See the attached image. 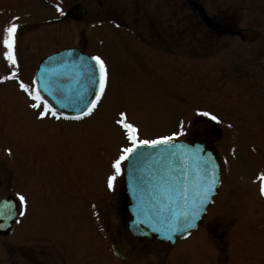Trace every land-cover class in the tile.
I'll return each instance as SVG.
<instances>
[{
  "label": "rangeland",
  "instance_id": "1",
  "mask_svg": "<svg viewBox=\"0 0 264 264\" xmlns=\"http://www.w3.org/2000/svg\"><path fill=\"white\" fill-rule=\"evenodd\" d=\"M195 1L209 17L261 37L213 34L185 0H116L110 14L118 20L107 22L64 19L75 3L98 16L94 0H0V38L18 25L14 66L0 44V77L16 73L0 80V198L11 196L18 209L17 194L26 200V215L0 236V264H22L23 249L38 244L55 256L49 264H264V0ZM71 48L104 61V93L82 119L38 118L42 109L30 107L18 82L30 88L42 58ZM121 112L138 140L175 133L217 155L213 204L173 245L139 241L121 226L124 160L119 175L112 167L130 146ZM214 128L218 140L207 136ZM116 241L129 247L123 261L111 252Z\"/></svg>",
  "mask_w": 264,
  "mask_h": 264
},
{
  "label": "water",
  "instance_id": "2",
  "mask_svg": "<svg viewBox=\"0 0 264 264\" xmlns=\"http://www.w3.org/2000/svg\"><path fill=\"white\" fill-rule=\"evenodd\" d=\"M189 4L212 31L237 35L242 41H254L259 36L256 31L215 23L201 5L193 1ZM80 14L78 10L73 11L75 17ZM98 76L94 61L75 49L48 55L36 71L39 89L55 107L75 114L81 113L85 103L93 99V93L99 87ZM215 136L219 137V133ZM125 179L126 193L131 201L128 206L132 216L129 232L134 237H155L161 243H173L176 237L185 236L201 220L219 184V172L214 156L209 151L203 152L202 145L170 141L169 144L135 149L128 158ZM205 194L206 201L198 204ZM194 205L200 209L197 218L191 219L190 225L181 227L184 214L191 217ZM10 220H0L3 225L0 232H5ZM173 227L180 230L171 231ZM112 248L118 257L125 256L124 245L114 243Z\"/></svg>",
  "mask_w": 264,
  "mask_h": 264
},
{
  "label": "snow or ice",
  "instance_id": "3",
  "mask_svg": "<svg viewBox=\"0 0 264 264\" xmlns=\"http://www.w3.org/2000/svg\"><path fill=\"white\" fill-rule=\"evenodd\" d=\"M57 12L60 13V15H63V10L58 6L57 7ZM17 27L18 25L16 23H11L9 26L5 27L3 30V36L2 38H0V44H2L3 48L5 49V51L3 52V57L5 59V61H7V63L10 66H14L16 64V57L14 54V46H15V41H16V31H17ZM92 61H95V68L98 69L99 72V76H98V90L96 92L93 93V95L95 96V99L89 100L85 103V107L84 109H81V115L83 116H87L90 115L93 111V109L96 107L97 102L100 99V96L103 94L104 89H105V84L107 81V69L105 66L104 61L99 57V56H92L91 57ZM16 73L15 71L12 72L11 76L9 77H0V80L2 79H13L15 78ZM19 83V87L20 89L26 93L29 98L34 101L30 107L32 108H41L42 110L39 111L38 114V118L43 119L45 117L46 114L50 113L53 117H56L57 119H59L60 117L57 116V113L55 111H53V109L44 101L41 100V97L37 94V91L35 88H29L28 86H26L23 82H18ZM35 83V81H34ZM46 87V85H45ZM202 116H206L209 119L213 120V121H217V117L214 115H211L208 112H201L199 113ZM81 115H78L76 117H73V119H80ZM121 119L117 121L118 124L121 125V127L125 130V134L127 136L128 141L130 142V147H124L121 149V154L120 156L113 162L112 167L115 169V173L116 175H119L120 173V165H121V161L127 159L129 157V155L131 153L134 152L135 149H137L140 146L143 145H147L149 147H155L157 145H161V144H169V142L171 140L174 139L175 137V133L173 134V136L169 137V136H165L162 137L160 139H156V140H138V137L136 135L137 133V129L131 124V123H127L124 119L125 114L123 112L120 113ZM65 119H67V117H65ZM114 177L110 176L108 177V187L109 189L112 188V181H113ZM260 194L262 196H264V175L260 176ZM212 183L214 184L215 181H212ZM186 192L187 190H184V195H185V199H186ZM179 194V193H178ZM18 195V199L20 201L19 204V209L17 210L11 202H7L6 206L4 204H0V220L3 219H11L15 216H20V217H24L26 215V200L25 197L23 195ZM207 199L206 194L198 201V204H203ZM199 207L198 205H194L193 211L191 213V217H189L186 213L184 214V219L181 223V227L184 226V224H189L190 225V221L191 219H195L198 216V212H199ZM17 223H19L20 221L17 220ZM0 227H3L2 224H0ZM179 228L173 227L171 228V231H179Z\"/></svg>",
  "mask_w": 264,
  "mask_h": 264
},
{
  "label": "flooded vegetation",
  "instance_id": "4",
  "mask_svg": "<svg viewBox=\"0 0 264 264\" xmlns=\"http://www.w3.org/2000/svg\"><path fill=\"white\" fill-rule=\"evenodd\" d=\"M115 2L116 0H100V1L97 0L96 7L100 11V14H98V16L90 15L89 7L83 4L86 13L84 16H82V19L80 21H87L88 19H95V21H100V22L102 21L107 22L109 20H113V21L118 20V18L113 19L115 16L110 14L111 10L114 8V5L116 4L115 6H117V3ZM123 14L124 12L122 13V15ZM148 20L150 19L148 18ZM54 258L55 256L50 250V247L44 245L43 247L38 246L37 249H23L22 254L20 256V260L22 264H49V262Z\"/></svg>",
  "mask_w": 264,
  "mask_h": 264
},
{
  "label": "bare ground",
  "instance_id": "5",
  "mask_svg": "<svg viewBox=\"0 0 264 264\" xmlns=\"http://www.w3.org/2000/svg\"><path fill=\"white\" fill-rule=\"evenodd\" d=\"M104 93V92H103ZM103 95V94H102ZM102 97V96H101Z\"/></svg>",
  "mask_w": 264,
  "mask_h": 264
}]
</instances>
